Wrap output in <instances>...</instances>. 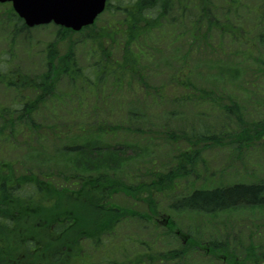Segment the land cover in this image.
<instances>
[{
	"label": "trees",
	"instance_id": "16d2710c",
	"mask_svg": "<svg viewBox=\"0 0 264 264\" xmlns=\"http://www.w3.org/2000/svg\"><path fill=\"white\" fill-rule=\"evenodd\" d=\"M224 1L226 6L219 16L221 11L216 10L215 0H109L104 11L108 17L106 26L97 23L102 16L80 31L53 25V39L43 45L42 53L31 55L39 57L34 71L14 61L15 40L28 35L32 28L10 3L0 4V29L10 39L8 50L0 51V86L13 94L10 102L0 103V151L27 150L36 144H49L52 139L57 143L69 137L71 141L64 149L65 154H72L68 162L74 164L68 172L57 163L32 170L18 154L14 158L0 155V264H76L78 261L72 260L82 254L84 243L96 252L105 250L107 254L101 256L100 262L112 264H188V256L191 258L199 248L211 259L225 258L226 264H264V243L252 242V229L243 248L235 241L225 240L227 234L205 237L191 225L183 231L188 240L178 248H156L157 237L161 239L156 234L160 230L156 224L150 241L131 237L117 240L127 221L141 219L147 221L146 226L154 223L160 216L157 199L176 195L181 180L194 183L202 176L200 164L210 169L203 157L210 147L219 145L233 152L250 148L264 138V104L261 111L257 110L261 118L245 119L241 97L234 92L228 95L229 101L221 99L216 90L197 83L194 70L187 64L185 69L183 66L172 72L165 84L151 83L146 73L147 50L152 55L159 49L149 47L152 35L159 34L161 28L169 30L177 25L188 26L191 41L197 44L208 45L217 31L226 33L233 44H245L244 50L235 47L232 54L247 60L250 70L254 66L264 68V52H259V47L264 46V2L253 10L249 7L246 13L253 11L252 28L259 30L252 43L248 39L249 25L239 10L243 0ZM230 17L233 24L226 23ZM76 33L86 46L84 62L73 44ZM63 42L69 48L65 53L60 48ZM119 49L122 53L117 56ZM250 83L249 87L235 89L246 93L253 88ZM120 91L141 94L149 102L150 111L164 102L200 115L217 109L224 114L225 123L211 127L200 117L189 116L181 125L168 128L170 110L167 114L161 112L165 118L162 126H154L151 119H146L145 110L119 105L114 93ZM87 95L92 96L90 100ZM246 97L248 100L247 94ZM61 103L75 106L63 114L70 118H57ZM48 107L52 109L50 120L45 119ZM118 109H122L125 118L110 119V114ZM160 130L166 136L160 140L167 153L161 165L154 166L155 156L144 155L141 148L155 144L158 137H154V132ZM107 139L110 144L103 143ZM234 143H238L237 149ZM155 152L159 154V148ZM17 167L22 168L20 173ZM119 194L144 204L147 211L141 213L134 206L121 205L114 199ZM176 199L179 200L173 204L174 209L214 214L241 205L263 207L264 180L213 187L203 183ZM175 226L177 223L169 219L162 232L178 238L180 233ZM3 238L10 241H2ZM137 245L144 249L135 251ZM119 250L117 254L115 251ZM112 252L121 260L110 259ZM89 256L93 260L96 254Z\"/></svg>",
	"mask_w": 264,
	"mask_h": 264
},
{
	"label": "rangeland",
	"instance_id": "374dc122",
	"mask_svg": "<svg viewBox=\"0 0 264 264\" xmlns=\"http://www.w3.org/2000/svg\"><path fill=\"white\" fill-rule=\"evenodd\" d=\"M112 1L114 2V0ZM215 1L216 10L218 12L221 11L219 14V16H221L223 11L222 9L225 8L226 3L224 0ZM261 2L263 3L264 0H243L242 7L239 9L241 11V15L245 17V24L247 23L246 25H249L250 34L248 35V39H251L252 43H254L256 38H254V36L259 35V30H253L252 28V18L254 15L253 11L250 15L246 13L248 12L249 7L253 10L256 8V5H259ZM101 16V19H99L97 23L99 25L106 26L107 23L105 24V22L108 18L106 13ZM230 19H227L226 23L229 22L230 24H233V18L230 17ZM190 20L192 21L191 17ZM222 21H224V19H222L221 22ZM225 34L226 33L221 34L217 31L215 35L213 34L211 36L210 43L205 45L204 43L197 44L192 42V37L188 33V26L182 27L177 25L176 28L169 30L161 28L159 34L152 35L153 37L149 45L150 48L159 49L152 55H150L149 50H147L149 60L144 58V61L147 63L146 73L149 77H151V83L155 85H160L162 83L165 84L168 80V76L172 72L180 70L183 66V69H185V65L187 64V66H190V68L194 70V78L198 84L206 87L207 89L216 90L218 92V96L225 101H229L228 95H234L235 92L237 97H241L240 103L245 108L244 118L249 120L259 119L262 116L257 110L261 111L264 104V68L254 66L250 70L251 67L247 64V60L244 61L238 56L232 54L235 47L236 50H244L245 44L236 43V46V44H233ZM53 35V24H49L47 27L38 26L32 28V31L26 36H18L14 43V53L16 54V59L14 60L15 63H18L22 68L34 71L39 62V57H33L31 55H39L42 53L43 45L52 40ZM6 37L7 33L0 29V51L8 50L10 39H6ZM72 40L75 41L73 44L77 49L78 58L80 61L82 60L84 62L85 59L83 53H85V50L83 49L86 48L85 44L80 41L77 33L72 36ZM89 46L90 45H88V47ZM189 47H191L192 50H190ZM60 48L64 53L67 49H69L66 42H63L62 45H60ZM117 51V56L121 55L122 52H120V49ZM259 52H264V46L259 47ZM186 53H188L187 58L190 55L188 59L185 57ZM182 58H186V60H180ZM241 64L243 66H241ZM237 66L239 67L238 69ZM233 69L238 72H233ZM254 71L258 74L253 73ZM246 80L248 81L247 85H245ZM250 82L253 83V88L247 89L246 93L240 88L235 89V87H249L251 85ZM64 88L65 83H62L61 89L63 90ZM246 94L248 96V100ZM114 95L119 97V105H123L125 108L130 106V109L138 108L139 110H145L147 116L146 119H151V124L154 126L161 127L165 119L161 112L163 111L164 114H167L170 110L171 116L167 118L168 126H166L168 128L174 127L175 125H181L183 122L189 120V116H193L195 118L200 117L202 121L206 122L211 127L212 125L219 127L225 123V120L223 119L224 114H222L221 111L218 112L217 109L214 112L206 111V113L200 115V113H196L194 111L184 112L186 110L185 107L182 108L181 106H175L172 102H164L155 106V108L150 111L149 102L139 93H137V95H129L128 92L120 91L114 93ZM90 96L91 95H87V100H90ZM12 98V92L6 90L3 86H0V103L8 102L9 100L11 101ZM65 104L67 103H61V106H57L60 111L59 113H56V116L62 120L70 118L69 116L64 117L63 114L67 115L73 108H75V106L70 105L71 103L67 104L69 106H65ZM161 105H164V108L159 110ZM48 108L49 109H45L46 117H44L46 120H50L49 114H52V109L50 107ZM82 108H87V110L89 109L88 107ZM183 113H185V115L181 117V114ZM124 115L125 113H123L122 109H118L111 113L109 118L120 121L125 118ZM78 118L80 117H77V119ZM87 119L88 117L85 120ZM48 136L49 135H47L46 138ZM155 136L158 137L155 144H151L147 148L142 147L141 149L143 150L144 155L147 153L153 154L155 156L154 166H160L161 162L165 160L167 153L163 144L164 142H161L160 137L166 138V136L162 133V130L155 131L154 137ZM43 141H45V139ZM70 141L69 137H66V139H63L62 141L59 140L57 143L56 140L52 139L49 144L47 142H44L42 146H38L36 144L34 147H31V149L27 150L22 149L14 151L8 148H2L0 155L6 158H14L15 155L18 154L19 159L20 156L23 157V159L27 161L28 167L32 170H36L38 168L43 170L46 169L47 166L57 163L59 164L61 170H67L68 172L69 169H74V164L70 161L68 162V156L72 154H65L66 150L64 149V145H67ZM225 142L226 140L223 141V143ZM103 143L110 144L111 140H103ZM154 145H158L157 149H154ZM237 147L238 143H234V149H237ZM158 148L159 154L155 152ZM203 157L211 170L206 169L203 165L204 163L200 164L198 170L203 171L202 176L194 183L190 184L186 181L187 179L181 180L179 182L178 192L176 195L173 193L170 199H157L160 201L161 205L158 208L160 212L158 220H154V223H150V225L147 226V221H141V219L127 221L123 224V228L120 229L121 233L118 234L119 238L117 240H122V238L125 237H131L133 239L140 238L144 241H150V237L154 232L153 227L156 224L160 227V230H158L156 234H159L161 238L159 240V237H157V241L155 243L158 250H168L180 247L181 243L188 240L183 231H186L188 229L187 227H190V225L196 228L200 233H202L201 235L205 237H211V235L215 234H227L224 237L225 240H228L229 242L235 241L242 248L247 244V235H250V229H252L254 234L252 236V242L256 245L258 243H264V205L263 207L241 205L217 214L200 212L191 210L190 208L174 209L173 205L179 200L176 199L177 197H181L194 186H202L203 183H206L207 187H213L234 184L237 182L264 180V138L254 142L253 146L250 148L243 147L242 150H233V152L228 151L226 148L219 147V145L212 146L205 151ZM17 169V172L20 173L22 168L17 167ZM114 199H117V202L126 207L134 206V209L141 213H145L147 211L144 204L134 202L131 197H128L125 194L116 195ZM163 214H165V216L168 215L170 219H173L177 223L175 228L177 227V231L180 233L178 238L171 235H164L162 232V227L165 225V217H162ZM179 228H182L183 230L181 231ZM1 240L10 241V239L7 238H3ZM142 249H144L143 245H137L134 250L140 251ZM120 251L121 250L115 252L119 254ZM124 252H126V250L122 251V253ZM204 252V249L199 248L198 251L191 255V258L188 256L187 263L226 264L225 260L222 258L211 259L210 255H205ZM87 253L88 255L86 256ZM92 253L96 254L93 260H91L89 256ZM82 254L78 255V257L72 261H78L75 262L76 264H112L107 261L100 262L101 256L103 254H107V252L105 250H102L100 253L96 252L88 243H84ZM109 255L110 259L118 257L119 260H121V256L115 255L114 252ZM238 264L241 263L238 262Z\"/></svg>",
	"mask_w": 264,
	"mask_h": 264
},
{
	"label": "water",
	"instance_id": "95a60500",
	"mask_svg": "<svg viewBox=\"0 0 264 264\" xmlns=\"http://www.w3.org/2000/svg\"><path fill=\"white\" fill-rule=\"evenodd\" d=\"M6 1L30 27L54 22L76 31L93 24L107 4V0H0Z\"/></svg>",
	"mask_w": 264,
	"mask_h": 264
}]
</instances>
